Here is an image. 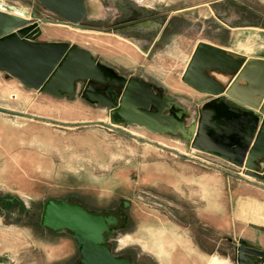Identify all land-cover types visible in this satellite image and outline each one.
I'll list each match as a JSON object with an SVG mask.
<instances>
[{
	"label": "rangeland",
	"instance_id": "374dc122",
	"mask_svg": "<svg viewBox=\"0 0 264 264\" xmlns=\"http://www.w3.org/2000/svg\"><path fill=\"white\" fill-rule=\"evenodd\" d=\"M103 1L107 14L101 19H86L87 25L95 29L51 23L44 26L48 35L45 37L86 48L125 75L142 76L163 85L149 67L151 58L146 60L130 43L143 42L128 40V34L121 31L113 32V27L130 18L127 7L143 9L140 1ZM245 1L253 6L247 12L243 9L247 21L264 26V0ZM0 2L17 12L42 13L33 0ZM48 15L49 19L60 20L53 13ZM179 22L174 20L175 25ZM149 36L154 37L155 32ZM141 45L143 50L148 43ZM165 89L191 111L199 104L191 98L182 102L181 95ZM38 92L0 73V262L4 264H52L51 244L72 237L67 231L55 232L41 225L49 199L78 203L97 213L124 215V224L109 238L112 252L117 256L130 254L134 264H156L137 244L145 208L148 219L163 212L194 228L206 243L211 234L196 217V204L167 184L169 171L175 170L170 167L176 165L174 161L209 163L225 169L229 176L253 178L220 157L191 148L180 133H156L138 125L113 124L106 106L91 105L79 94L70 99ZM1 108L61 119L50 123L34 121ZM99 120L108 122L110 130ZM46 127L51 131H44ZM161 165L166 168H156Z\"/></svg>",
	"mask_w": 264,
	"mask_h": 264
},
{
	"label": "water",
	"instance_id": "95a60500",
	"mask_svg": "<svg viewBox=\"0 0 264 264\" xmlns=\"http://www.w3.org/2000/svg\"><path fill=\"white\" fill-rule=\"evenodd\" d=\"M36 1L60 20L46 18L38 11L17 12L0 2V73L18 79L29 89L56 98L67 96L71 99L76 81H93L100 75L96 56L90 50L67 41H41L39 38L45 23L84 28L82 23L88 15L86 0ZM149 21L126 23L113 31L147 27ZM206 68L222 76H230V81L227 85H216L213 77L202 73ZM182 80L210 95V102L216 103L215 108L204 111L201 105L199 113H196L173 100L179 111L177 117H169L164 113L167 107L153 101L157 108L156 115L129 119L126 115L130 112L128 108L134 111L139 104L137 99L146 101L141 103L142 106L150 105L144 93L145 89L150 90L148 82L142 78H132L122 106L118 109L120 119L115 120L112 115L111 122L139 124L153 132H179L188 140L191 148L212 154L210 150L214 140L206 128L210 124L209 116L214 112H230L234 116L239 112L233 108L234 104L241 111L240 116L251 115V131L249 135L244 130L236 131L239 145L232 147L231 155L237 159L225 160L244 174L264 182V58L235 55L216 45L200 43ZM233 118H237V115ZM243 123V119L240 120L242 127ZM118 215L97 213L78 203L49 199L44 206L41 225L55 232H69L79 248L80 264H133L130 257L117 256L110 247V236L120 227V220H125L124 215ZM262 262L264 251L240 242L237 248L238 264Z\"/></svg>",
	"mask_w": 264,
	"mask_h": 264
},
{
	"label": "crops",
	"instance_id": "0c3cea01",
	"mask_svg": "<svg viewBox=\"0 0 264 264\" xmlns=\"http://www.w3.org/2000/svg\"><path fill=\"white\" fill-rule=\"evenodd\" d=\"M139 1V6L143 9L138 11L136 7L134 10L127 7L130 18L123 24L153 19L156 21H149L147 27L141 26L139 29L122 32L128 34L125 36L128 40L148 43L142 50L143 45L130 42L132 46L139 48L146 60L151 58L148 63L152 62L149 67L155 72L156 79L165 88L181 95L182 102L191 98L200 104L210 98L182 80L200 43L216 45L235 55L264 58V26L259 22L247 21L243 9L247 12L253 6L245 0ZM33 2L42 8V14L46 18L52 13L43 10L44 7L36 0ZM86 4L87 18L101 19L107 14L108 7L103 0H86ZM174 20L189 25L183 26L180 22L175 25ZM50 24L42 25L39 40H50L45 37L48 35L44 27ZM135 30H140L141 35H132L131 33H139ZM152 32H155L154 37L149 36ZM202 73L213 77L218 86L227 85L230 81V76H222L208 68L202 70ZM1 110L11 111L4 108ZM11 112L47 123L61 119L38 115L39 113ZM98 122L110 130L108 122ZM44 131L51 129L46 127ZM174 164L176 165L170 166L175 170L169 171L170 181L167 184L181 197L196 204V217L211 234L206 243L194 228L163 212L157 214L153 220L148 219L145 208L142 211L145 216L141 217L140 238L137 243L144 254L153 257L156 264H238L237 248L240 242L264 251V182L253 179L254 177L246 179L238 175L229 176L225 169L216 165L210 166L209 163L196 164L195 161L181 160L174 161ZM156 168L163 169L166 166ZM160 173L163 174V171L160 170ZM157 176L155 175L156 178ZM51 245L50 263L72 260L70 264H80L79 248L73 237H65L62 242ZM125 256L132 257L130 254Z\"/></svg>",
	"mask_w": 264,
	"mask_h": 264
},
{
	"label": "flooded vegetation",
	"instance_id": "af4514ba",
	"mask_svg": "<svg viewBox=\"0 0 264 264\" xmlns=\"http://www.w3.org/2000/svg\"><path fill=\"white\" fill-rule=\"evenodd\" d=\"M86 19L82 23L84 25V28L82 29H94V27L87 25L88 23H86ZM121 25H123V22L119 24V26ZM117 27L118 25L113 28L115 29ZM135 31L139 32L140 30H135ZM137 34L141 35L140 32ZM97 61L99 63L100 75L97 77V79L93 81H87V80L76 81L74 88V97H76L77 94H79L80 98L83 101L91 105L106 106L110 114V120L112 115L115 120H119L120 115L118 109H120V107L122 106V100L129 86L130 79L142 78L146 80L148 82V85L150 86V90H146V89L144 90L146 97L149 98L148 100L150 102V105L148 107L142 106L141 103H143L144 100L137 99L138 101L137 100L136 101L139 104L135 107L134 111H131V107L128 108L130 112L126 114L127 117L130 119V118L146 117L149 115H156L157 108L154 105L153 101L159 102L161 103V105H165L167 107V109L164 110V113L167 116L177 117V113L179 109H177L175 107V103H173V100L175 99L177 100V98L174 95H172L171 92L169 93L163 87V85L157 83L156 81L143 78L142 76L141 77L134 76L133 74L130 76L125 75L119 69L111 65H108L99 59H97ZM165 98L166 99L171 98L172 100L170 99L168 101L165 100ZM210 101L211 98L204 101L203 103L196 105V107L192 110L195 111L196 113H199V107L201 105L203 106L204 111L213 110L215 108L216 103ZM233 108L238 109L239 111L238 114H233L234 116H231L232 114L230 112H223L222 114L214 112L211 116H209L210 124L206 125L208 133L212 136L214 140L213 148L210 150L212 153L211 155L220 157L224 160L225 158L235 159V160L237 159L236 157L231 155L232 147L239 145V139L237 138L236 131L244 130L245 134L248 135L251 131V115L240 116L239 113H241V111L239 110V108L234 104H233ZM236 115L237 118H233ZM242 119L244 121L243 127L240 124V120ZM188 120L189 122L191 121V119ZM117 125H138L146 128L145 126L139 124H117ZM215 131H220V132L216 133ZM156 133H160V132H156ZM166 133H172V132H166ZM178 133L179 132L172 134H178ZM115 214L118 215V213ZM123 224L124 223H122L120 220L119 225L121 226ZM132 262L134 264L133 259Z\"/></svg>",
	"mask_w": 264,
	"mask_h": 264
}]
</instances>
